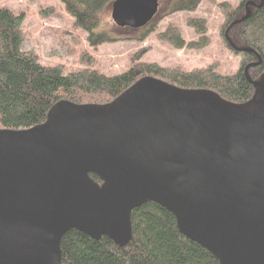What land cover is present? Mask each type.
Wrapping results in <instances>:
<instances>
[{"label": "water", "instance_id": "water-1", "mask_svg": "<svg viewBox=\"0 0 264 264\" xmlns=\"http://www.w3.org/2000/svg\"><path fill=\"white\" fill-rule=\"evenodd\" d=\"M158 6L114 0L110 19L139 30ZM253 87L236 104L147 76L109 103L59 101L42 124L0 128V264H61L70 230L123 248L148 202L218 264H264V74Z\"/></svg>", "mask_w": 264, "mask_h": 264}, {"label": "trees", "instance_id": "trees-1", "mask_svg": "<svg viewBox=\"0 0 264 264\" xmlns=\"http://www.w3.org/2000/svg\"><path fill=\"white\" fill-rule=\"evenodd\" d=\"M59 1L72 18L73 26L87 32L89 47L95 49L112 40L111 34L98 29L114 0ZM201 1L158 0V14L189 13ZM246 7L249 15L241 20ZM225 22L231 42L234 40L240 48L249 50L242 53L243 64L231 75L216 73L214 65L182 72L143 64L139 59L134 60L126 72L116 76H105L89 68L64 74L59 68L40 65L33 54L22 50L21 15L0 8V128L25 130L42 124L50 108L59 101L76 105L109 103L137 80L147 76L181 89L209 90L231 103H244L254 93L253 83L264 74V0H242L235 10L226 14ZM188 25L195 28L204 43L185 44L173 27L157 37L174 49L205 46L204 21L191 20ZM144 29L146 34L143 38L153 31L152 22ZM125 30L119 29L115 33L129 37L135 32ZM81 61L91 64L85 54ZM90 177L101 185L95 176ZM130 223L132 238L123 248L104 237L95 241L76 230L68 231L60 240L61 264H218L209 252L182 236L173 216L154 203L148 202L134 209Z\"/></svg>", "mask_w": 264, "mask_h": 264}, {"label": "rangeland", "instance_id": "rangeland-1", "mask_svg": "<svg viewBox=\"0 0 264 264\" xmlns=\"http://www.w3.org/2000/svg\"><path fill=\"white\" fill-rule=\"evenodd\" d=\"M242 0H202L189 13L178 12L171 15L157 12L152 21L153 31L146 34L144 28L132 32L130 36H119L110 19V10L101 19L99 31H107L112 40L92 49L87 41V32L74 27L72 18L66 13L59 0H0V8L9 9L21 15L23 34L22 50L33 54L44 67L59 68L64 74L89 68L105 76H116L126 72L134 60L166 69L182 72L201 70L214 65L220 75H231L243 64V55L228 47L226 14L235 10ZM191 20L205 23L206 45L198 49H174L157 35L169 27L177 30L185 44L204 43L195 28L188 25ZM128 31V30H125ZM235 49L238 44L231 42ZM141 51H143L140 55ZM86 55L91 64L81 61Z\"/></svg>", "mask_w": 264, "mask_h": 264}]
</instances>
